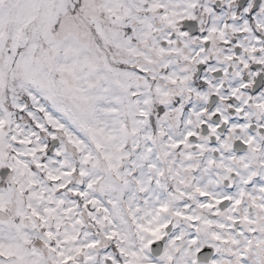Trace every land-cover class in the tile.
<instances>
[{"label":"snow or ice","instance_id":"1","mask_svg":"<svg viewBox=\"0 0 264 264\" xmlns=\"http://www.w3.org/2000/svg\"><path fill=\"white\" fill-rule=\"evenodd\" d=\"M0 264H264V0H0Z\"/></svg>","mask_w":264,"mask_h":264}]
</instances>
